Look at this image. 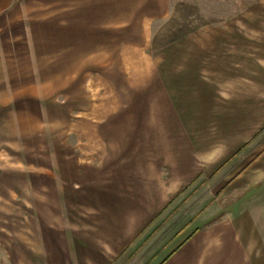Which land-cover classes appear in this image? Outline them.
Masks as SVG:
<instances>
[{
  "label": "crops",
  "instance_id": "0c3cea01",
  "mask_svg": "<svg viewBox=\"0 0 264 264\" xmlns=\"http://www.w3.org/2000/svg\"><path fill=\"white\" fill-rule=\"evenodd\" d=\"M244 10L243 21L177 41L169 102L133 122L143 129L123 136L130 149L81 167L62 204L7 200L23 220L30 203L32 233L25 243L5 226L6 264H264V7ZM183 207L186 224L160 230Z\"/></svg>",
  "mask_w": 264,
  "mask_h": 264
},
{
  "label": "rangeland",
  "instance_id": "374dc122",
  "mask_svg": "<svg viewBox=\"0 0 264 264\" xmlns=\"http://www.w3.org/2000/svg\"><path fill=\"white\" fill-rule=\"evenodd\" d=\"M145 2L155 0H0V244L11 242L5 226L25 243L32 233L30 203L23 220L5 212L13 208L7 200L34 194L41 210L49 198L62 204L81 167L130 149L123 136L143 129L133 122L169 102L177 41L206 38L208 26L264 7V0H165L166 12L137 14ZM185 209L160 230L181 217L185 225Z\"/></svg>",
  "mask_w": 264,
  "mask_h": 264
}]
</instances>
